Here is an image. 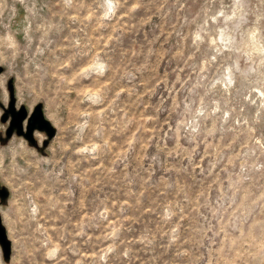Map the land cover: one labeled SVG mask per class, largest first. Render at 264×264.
Returning a JSON list of instances; mask_svg holds the SVG:
<instances>
[{"label":"rangeland","instance_id":"1","mask_svg":"<svg viewBox=\"0 0 264 264\" xmlns=\"http://www.w3.org/2000/svg\"><path fill=\"white\" fill-rule=\"evenodd\" d=\"M0 264H264V0H0Z\"/></svg>","mask_w":264,"mask_h":264},{"label":"water","instance_id":"2","mask_svg":"<svg viewBox=\"0 0 264 264\" xmlns=\"http://www.w3.org/2000/svg\"><path fill=\"white\" fill-rule=\"evenodd\" d=\"M38 111H39V110H36V111L34 112L33 116L30 118V120H29V125H28V128H29V129H31V128L33 127V125H34V123H35V120H36V117H37V115H38ZM24 115H25V112H24V110H22V111L19 113V116H18L19 118H18L17 122H15V123L17 124V126H19L20 120L24 117Z\"/></svg>","mask_w":264,"mask_h":264}]
</instances>
